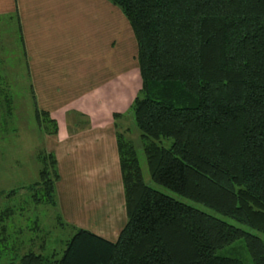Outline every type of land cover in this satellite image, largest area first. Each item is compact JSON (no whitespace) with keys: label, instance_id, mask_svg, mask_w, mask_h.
I'll return each mask as SVG.
<instances>
[{"label":"trees","instance_id":"1","mask_svg":"<svg viewBox=\"0 0 264 264\" xmlns=\"http://www.w3.org/2000/svg\"><path fill=\"white\" fill-rule=\"evenodd\" d=\"M108 1L136 42L140 87L128 109L150 180L213 212L146 183L117 135L125 221L113 240L71 225L54 264H244L243 246L250 264H264V0ZM43 154L26 188L54 206L55 157ZM43 261L25 252L17 264Z\"/></svg>","mask_w":264,"mask_h":264},{"label":"rangeland","instance_id":"2","mask_svg":"<svg viewBox=\"0 0 264 264\" xmlns=\"http://www.w3.org/2000/svg\"><path fill=\"white\" fill-rule=\"evenodd\" d=\"M84 5L93 7L91 12L96 14V21L111 28L103 27L102 32V26L96 24L97 35L101 40L105 37L106 48L111 40L113 42L108 54L110 58L101 61L89 58L90 61L81 64L83 69L80 65L76 70L73 66L71 68L75 62L64 70L57 69L58 72L65 71V74L59 77L61 80L57 78V84L62 85L63 90L71 89L70 98L67 97V102L59 106L55 105L51 110L37 105L27 69L24 43L22 46L19 40L18 31L20 28V36L23 38L22 29L18 28L15 15L12 13L10 16L0 17V220L2 221L0 226L4 224L2 232L6 237V248H3L0 254V264H17L19 256L25 252L39 255L46 264H54L59 258L65 241L72 233L71 224L63 219L55 193L54 206L38 203L30 196L26 186L38 180V169L41 165L37 158L46 151L54 154L58 173L56 181H59L63 174L60 168L61 161H58L57 156L65 157L67 153L81 157L85 155L87 150L84 147L72 150L74 144L70 139L72 137L77 139L78 135L91 131L94 127H99L100 132H105L107 125L110 124V121H107L108 107L111 111L119 109L121 112H116L120 114L116 118L112 115L113 127L107 130L110 131L112 128L111 131L115 136L118 135L123 141H127L126 147L129 144L135 150L143 180L168 196L203 211L213 212L150 180L149 167L142 152L143 143L139 138L138 129L133 124L131 110L128 109L140 87L134 36L132 31L130 32L129 25L124 19L122 20L124 15L121 11L119 12L123 16L121 14L119 16L116 14L118 12L115 13L110 8L108 12L101 13L103 3L100 4L97 0ZM116 52H119L117 58ZM107 66L109 74H107ZM76 71L81 73L77 74ZM81 79L92 81L91 83L96 86L95 89L81 92L80 87L83 86ZM78 88L79 94L75 92ZM53 94L54 96L50 97L47 92L49 98L66 99L64 95L59 97V94L55 92ZM117 95H120L117 98L121 102L116 105ZM34 102L38 109L46 111L49 117L54 119L55 133H51L53 125L45 119L41 120L42 125L38 124L34 114ZM121 105L123 106L120 107ZM57 136L70 141L56 142ZM163 143L167 145L168 140H164ZM226 220L235 223L231 219L226 218ZM112 226L116 225L112 224ZM98 230L107 232V225L98 227ZM261 236L264 238L263 235ZM237 252L245 260L244 264H250L244 246L239 247Z\"/></svg>","mask_w":264,"mask_h":264},{"label":"crops","instance_id":"3","mask_svg":"<svg viewBox=\"0 0 264 264\" xmlns=\"http://www.w3.org/2000/svg\"><path fill=\"white\" fill-rule=\"evenodd\" d=\"M90 1L94 0H0V17L17 13L26 51L27 69L39 107L51 110L55 105L59 106L67 102V97L70 98L71 89L63 90L64 87L57 84V78L64 75L65 71L58 72L57 69L64 70L74 62L75 65H71V68L73 66L76 70L80 65L83 69L81 64L89 58L100 61L110 58L108 54L113 42L111 40L106 48L105 37L101 40L97 35L96 24L102 26V32L106 27L111 28L96 21V14L91 12L93 7L83 6ZM97 1L103 3L101 13L108 12L110 8L118 12H115L116 14H121L120 10L109 1ZM123 19L128 24L125 17ZM84 43L86 45H82ZM118 56L119 52H116V58ZM76 72L81 73V71ZM81 82L83 84L80 87L81 92H89L96 87L90 80L81 79ZM47 92L50 97L54 96L55 92L59 97L64 95L66 99L49 98ZM75 92L79 94V88ZM118 96L120 95L115 98L116 101L118 100L116 105L121 102ZM108 110L107 121H110V124L107 125V129L109 130L113 124V113L121 111L119 109L111 111L109 107ZM107 129L105 132H100L99 127H94L91 131L78 135L79 138L70 139L74 144L72 150L76 148L79 150L80 147L87 150L82 157L68 153L62 157L57 156L56 153L58 161H61L63 177L55 183V194L65 221L113 240L125 221V211L115 134L111 131L112 128L110 131ZM70 140L65 141L59 136L55 138L56 142ZM104 224L107 225V232L99 231L98 227Z\"/></svg>","mask_w":264,"mask_h":264}]
</instances>
